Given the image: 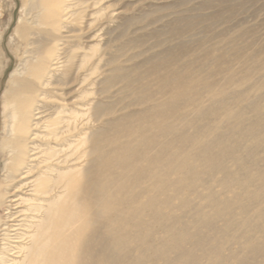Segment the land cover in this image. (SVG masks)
I'll list each match as a JSON object with an SVG mask.
<instances>
[{
  "label": "bare ground",
  "instance_id": "1",
  "mask_svg": "<svg viewBox=\"0 0 264 264\" xmlns=\"http://www.w3.org/2000/svg\"><path fill=\"white\" fill-rule=\"evenodd\" d=\"M87 2L24 0L14 64L0 53V205L25 204L6 214L17 224L0 216V264H264L263 99L241 105L235 76L208 81L161 60L156 88L137 83L144 108L110 118L122 44L91 62Z\"/></svg>",
  "mask_w": 264,
  "mask_h": 264
},
{
  "label": "rangeland",
  "instance_id": "2",
  "mask_svg": "<svg viewBox=\"0 0 264 264\" xmlns=\"http://www.w3.org/2000/svg\"><path fill=\"white\" fill-rule=\"evenodd\" d=\"M86 6L85 19L81 21H91L93 30L98 33L93 40L97 46L91 62H97L101 55L103 59L99 65L105 59H112L122 44L119 62L125 68L123 78L110 84L105 99L110 118L144 108L136 104L137 101L135 103L137 83L156 88L162 79V70L155 74H150V70L154 62L161 60H170V67L183 69L182 66H188L208 81H223L233 75L243 84L230 89L231 97L248 90V99L241 105L263 99L264 106V87H258L264 81V0H88ZM23 7L24 0H0V53L4 63L9 58L13 65L16 60L7 47H20L15 27ZM104 49L106 55H103ZM214 68L221 70L216 77L210 72ZM9 71L3 77L0 74V95ZM98 74L99 71L94 72L91 79L94 84L89 87L94 104L100 100L96 94L100 88ZM154 99L158 100L159 96L155 94ZM1 110L0 106V126L5 120ZM98 125V121H93L91 127L96 130ZM110 133L115 134V131ZM2 137L0 128V144ZM84 147L79 146L76 155L82 153ZM3 161L0 157V178L4 176ZM261 165L264 168V163ZM22 206L25 204H20L18 209L11 208L5 197L0 205L3 221L17 224L13 220L18 218L16 214L8 219L7 215ZM236 230L240 231V227ZM5 231L4 226L0 228L1 246L5 243ZM15 232L11 233L15 235ZM238 244L233 243L231 249L242 254Z\"/></svg>",
  "mask_w": 264,
  "mask_h": 264
}]
</instances>
